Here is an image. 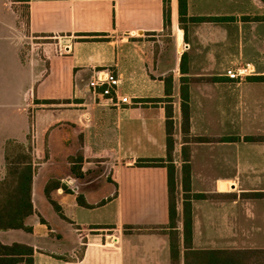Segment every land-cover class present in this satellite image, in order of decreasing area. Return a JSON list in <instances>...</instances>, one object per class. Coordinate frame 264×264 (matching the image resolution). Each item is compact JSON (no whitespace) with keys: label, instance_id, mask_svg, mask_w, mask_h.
I'll return each mask as SVG.
<instances>
[{"label":"crops","instance_id":"0c3cea01","mask_svg":"<svg viewBox=\"0 0 264 264\" xmlns=\"http://www.w3.org/2000/svg\"><path fill=\"white\" fill-rule=\"evenodd\" d=\"M169 1L164 27L163 0H29L26 29L2 3L0 172L14 145L32 152L34 170L30 229L0 230V242L32 247V264H171L168 233L135 228L168 223L167 168L132 164L165 158V98L183 264L182 76L190 78L189 135L206 138L189 143L190 193L202 194L189 201L191 247L264 249V195H250L264 193V140L244 139L264 136V19H254L264 3L186 0L180 23L178 0ZM198 16L231 19H188ZM246 62L255 70L245 80L225 75ZM103 68L116 71L129 103L104 105L93 93Z\"/></svg>","mask_w":264,"mask_h":264},{"label":"trees","instance_id":"16d2710c","mask_svg":"<svg viewBox=\"0 0 264 264\" xmlns=\"http://www.w3.org/2000/svg\"><path fill=\"white\" fill-rule=\"evenodd\" d=\"M12 8L18 14L25 29L29 23V0H9ZM264 2V0H262ZM179 21L186 19V0H178ZM164 27L170 25V1L163 0ZM192 21H223L231 19L226 16H198L188 18ZM254 19H264V16H256ZM180 71L187 72V57L185 53L180 56ZM192 79V78H191ZM169 80V79H168ZM190 78L182 76L180 85V112H181V173H182V247L183 264H241L243 255H251L248 264H264V249L258 250H194L191 247V213L190 199L202 194L190 193L189 175V143L191 141H203L205 137H192L189 135V107H188V81ZM170 81H166V92L170 94ZM168 84V85H167ZM166 110V156L165 158H137L132 164L135 166H165L167 168V190H168V223L166 225L136 226L137 229L168 233L170 242L171 264H181L180 260V236L176 222V195H175V165L173 163V121L172 106L170 98ZM245 140H264V136H245ZM17 146V145H16ZM14 145L13 148H18ZM14 150V149H13ZM17 150V149H16ZM5 152V175L0 180V230L30 228L24 225V218L33 212L31 201L33 162L32 152ZM49 186L45 187L46 194ZM250 195L262 196L264 193H253ZM77 201L80 205L88 206L81 196ZM56 210L58 206L53 203ZM32 247L14 242L2 244L0 242V264H16L26 256L27 264H32ZM241 256V258H240ZM242 261V262H241Z\"/></svg>","mask_w":264,"mask_h":264},{"label":"built area","instance_id":"2783aa9c","mask_svg":"<svg viewBox=\"0 0 264 264\" xmlns=\"http://www.w3.org/2000/svg\"><path fill=\"white\" fill-rule=\"evenodd\" d=\"M187 43L183 44V48H187ZM254 66L250 62L239 64L236 67L226 69L225 75L235 81L245 80L246 77L254 73ZM90 86L94 94L101 98L104 105H113L118 107L121 103H129L127 96L120 93V80L113 68H103L96 71V75L92 78Z\"/></svg>","mask_w":264,"mask_h":264},{"label":"rangeland","instance_id":"374dc122","mask_svg":"<svg viewBox=\"0 0 264 264\" xmlns=\"http://www.w3.org/2000/svg\"><path fill=\"white\" fill-rule=\"evenodd\" d=\"M261 1H262V0H261ZM3 2H4V0H0V6H1L0 14H2V12H3V11H2V7H3V4H2V3H3ZM262 2H263V1H262ZM263 3H264V2H263ZM236 7H237L239 10L242 9V10H240V11H243V10L246 9L247 6H246V5H244V6H242V5L239 6V5H238V6H236ZM22 29H25L23 23H22ZM24 31H25V30H24ZM2 34H3V33L0 32V37H1ZM36 41H43V40H42V39H39V38H33V39H31L32 45L35 46V45H36V44H35ZM0 50L6 52V46H3V47H2V46L0 45ZM2 54H5V53L3 52ZM15 110H16V111H19L20 109H19V107H16ZM15 113H16V112H15ZM13 149H14L13 151H15L17 148H13ZM11 150H12V149H11ZM4 175H5V171L3 170L2 172H0V180H1V178L4 177ZM260 209H262V207H261ZM242 257H243V258H242V259H243V262L241 261V262H242L241 264H248L249 261H250V257H251V255H247V254H246V255H243ZM240 258H241V256H240Z\"/></svg>","mask_w":264,"mask_h":264}]
</instances>
